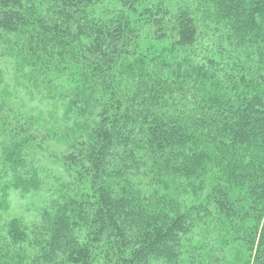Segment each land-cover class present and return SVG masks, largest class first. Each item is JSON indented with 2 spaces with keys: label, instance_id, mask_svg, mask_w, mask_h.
<instances>
[{
  "label": "trees",
  "instance_id": "trees-1",
  "mask_svg": "<svg viewBox=\"0 0 264 264\" xmlns=\"http://www.w3.org/2000/svg\"><path fill=\"white\" fill-rule=\"evenodd\" d=\"M113 2L0 0L15 85L73 121L57 155L0 105V212L40 201L0 264H264V0Z\"/></svg>",
  "mask_w": 264,
  "mask_h": 264
},
{
  "label": "rangeland",
  "instance_id": "rangeland-1",
  "mask_svg": "<svg viewBox=\"0 0 264 264\" xmlns=\"http://www.w3.org/2000/svg\"><path fill=\"white\" fill-rule=\"evenodd\" d=\"M113 0H104V5H111ZM143 38V48L147 47L151 42L154 47L158 48L161 45L156 41H150L151 39L147 36ZM162 45H165L162 44ZM3 61L0 60V105L3 104L7 107H20L28 111L33 116H40L41 120L44 121L48 126L44 129L53 128L55 130V139L47 142L45 145L49 148V151L54 152L57 155L66 151L65 143L57 141L60 138L59 130L67 131L69 134L73 128V121L63 118V109L59 105L50 104L46 100H37L29 98L23 91L22 87L15 85V80L12 75V71L3 65ZM10 68V67H9ZM47 148V149H48ZM60 164L54 165L52 170H60ZM9 210L7 212H0L3 220H0V225L13 217H22L26 221L30 220L35 213L33 212L34 207L40 205V201L32 200L26 196L22 198L17 193L10 194Z\"/></svg>",
  "mask_w": 264,
  "mask_h": 264
}]
</instances>
